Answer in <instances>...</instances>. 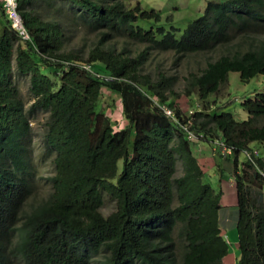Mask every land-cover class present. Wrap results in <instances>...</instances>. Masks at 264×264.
Segmentation results:
<instances>
[{
    "label": "trees",
    "instance_id": "trees-1",
    "mask_svg": "<svg viewBox=\"0 0 264 264\" xmlns=\"http://www.w3.org/2000/svg\"><path fill=\"white\" fill-rule=\"evenodd\" d=\"M20 1L33 42L21 41L8 21L0 35V264H225L230 246L220 222L223 186L206 181L210 171L191 133L228 162L234 157L236 264H264V177L258 169L264 154L257 165L240 159L245 150L264 146V92L242 101L249 114L244 121L225 111L185 115L168 76L141 72L153 52L183 58L227 46L241 32L261 36L259 44L209 62L189 79L192 94L206 102L232 71L245 82L263 75L264 33L258 28L264 26V0H212L184 30L166 27L160 12L140 2L69 0L93 27L108 30L87 58L64 51L61 23L44 20L33 0ZM119 34L144 49L136 56L117 51L109 43ZM15 72L30 77L29 110ZM104 89L120 97L125 127L116 128L100 109ZM38 111L50 114L46 142L57 153L56 174L49 199L28 212L37 183L27 142L30 115ZM219 165L216 170L223 169ZM106 197L116 203L108 216L102 213Z\"/></svg>",
    "mask_w": 264,
    "mask_h": 264
},
{
    "label": "rangeland",
    "instance_id": "rangeland-1",
    "mask_svg": "<svg viewBox=\"0 0 264 264\" xmlns=\"http://www.w3.org/2000/svg\"><path fill=\"white\" fill-rule=\"evenodd\" d=\"M212 0H127L129 6H134L138 2L147 10L155 9L162 15V22L166 27L175 26L184 30L188 24L204 14L206 7ZM217 1V0H216ZM35 11L48 21H56L63 25L66 35L65 52H74L79 56L88 57L90 49L94 47L108 33L106 27H93L90 21H86L83 17L85 14L79 7L74 6L69 0H33ZM7 18L0 4V35L4 27L8 24ZM259 32L264 33V26L258 28ZM261 36L252 34H242L236 32L233 41L223 47H219L213 51L204 53L190 54L183 58H179L174 52H153L149 56V60L144 64L141 72L150 74L153 78L160 75L168 76L172 82V90L179 94L177 104L183 110L185 115H193L197 110L203 109L205 112H231L237 120H247L249 114L242 106V101L253 98L257 93L264 92V74L252 78L250 81H243L240 73L232 71L229 74L228 81L221 86L218 93L211 95L206 102L199 99L189 84L193 74H200L209 62L218 59L225 52H233L239 48L246 49L250 46L259 44ZM119 52H128L127 54L136 56L144 46L135 39L127 35L119 34L109 43ZM45 72H48L47 70ZM22 96L25 99L26 107L29 110L33 103V95L31 93V82L29 76H23L15 72L14 77ZM58 83L60 80L57 79ZM191 89V96L187 91ZM206 104V106H205ZM100 109L105 110L111 122L116 128L125 127L127 122L123 116V108L120 97L116 93H111L108 89H104L103 97L99 105ZM32 130L28 136L27 144L30 146V164L32 165L31 177L37 183L33 197L27 203L25 210L30 211L32 207L46 201L51 196L53 189L51 178L56 174L55 158L56 151L51 149L46 142V133L48 130V121L50 114L46 111H38L30 115ZM260 123H264V117L260 119ZM135 137L133 135L131 145H133ZM193 148L197 149V145L202 146L205 142L193 138ZM259 150L264 154V146H259ZM216 160H211L207 164V168H211L206 181L211 183L215 188H220L222 183L229 184L232 176L226 168L216 170V163L220 164L224 156L220 155V151H216ZM234 159V157H231ZM241 160L247 159L245 155H241ZM234 161V160H233ZM123 161L120 162L122 168ZM226 169V170H225ZM218 171V175H215ZM213 172V173H212ZM183 173V165L180 162L177 175ZM259 202L263 201L264 190L259 193ZM225 207V206H224ZM228 209H233L228 207ZM116 210V203L106 197L105 204L102 207V213L105 216L110 215ZM238 214V211H237ZM239 216V215H238ZM238 217L232 218L227 225L223 224V233L231 248L230 253L226 256V264L236 261V251L239 249V233L237 230ZM238 243V244H235ZM236 248V249H235ZM239 254L237 255V258ZM235 263V264H236Z\"/></svg>",
    "mask_w": 264,
    "mask_h": 264
},
{
    "label": "crops",
    "instance_id": "crops-1",
    "mask_svg": "<svg viewBox=\"0 0 264 264\" xmlns=\"http://www.w3.org/2000/svg\"><path fill=\"white\" fill-rule=\"evenodd\" d=\"M195 151H196L197 156L200 159L202 166L207 171H209L211 168H209V170H208L207 164L209 163V161H211L213 159L214 160L217 159L216 154L214 152V149L211 148V146H209V145L207 146L206 144H203L202 146H200L198 144L197 149H195ZM222 160L223 161H220L222 164L221 167H223V169L226 168L227 170L230 171L231 174L234 175V163H233L234 159L230 158L229 162H228L227 159L223 157ZM217 166H218V163H216V167ZM214 173H215V175H218V171H215ZM222 186H223L222 188L224 190V194H223V199H222L223 200V206H222V209L220 212L221 228L223 227V224L227 225L228 222L232 218L239 217L238 216L239 215V208H238V198H237V189H236L235 177L232 176V180H230V183L229 184L223 183ZM228 207H232L233 209H228ZM237 211H238V214H237ZM222 232H223V229H222ZM235 244H238V243H235ZM229 250L231 251V248ZM237 250L238 251L234 250L236 252V258L235 259H237V255L239 253V249H237ZM230 251H229V253H230ZM225 258H224V263L226 264ZM235 263H236V261H234V262L232 261L231 264H235Z\"/></svg>",
    "mask_w": 264,
    "mask_h": 264
},
{
    "label": "built area",
    "instance_id": "built-area-1",
    "mask_svg": "<svg viewBox=\"0 0 264 264\" xmlns=\"http://www.w3.org/2000/svg\"><path fill=\"white\" fill-rule=\"evenodd\" d=\"M0 4L4 10L5 16L8 19L11 27L16 30L18 33V36L21 41L25 42H33V37L31 35V32L27 28L25 24V20L23 18L22 12H21V1L20 0H0ZM169 113L171 111L168 110ZM192 138H195L196 135L194 133H191L190 135ZM222 146L225 147V151L227 154H231L233 150L230 147H226L225 144H221ZM247 158L257 165V160L256 157L260 155V152L258 149H255L253 151L251 150H245L244 151ZM260 173L264 177V167L261 168L260 166L258 167Z\"/></svg>",
    "mask_w": 264,
    "mask_h": 264
},
{
    "label": "clouds",
    "instance_id": "clouds-1",
    "mask_svg": "<svg viewBox=\"0 0 264 264\" xmlns=\"http://www.w3.org/2000/svg\"><path fill=\"white\" fill-rule=\"evenodd\" d=\"M3 9V8H2ZM3 12H4V10H3ZM5 14V13H4ZM8 20V19H7ZM9 22V21H8ZM196 135V134H195ZM200 137H195V139H199ZM259 150V149H258ZM259 152H260V154H261V151L259 150ZM227 154V153H226ZM231 154H233V152L231 153ZM226 238V237H225Z\"/></svg>",
    "mask_w": 264,
    "mask_h": 264
}]
</instances>
